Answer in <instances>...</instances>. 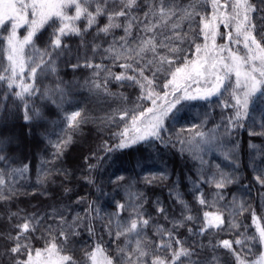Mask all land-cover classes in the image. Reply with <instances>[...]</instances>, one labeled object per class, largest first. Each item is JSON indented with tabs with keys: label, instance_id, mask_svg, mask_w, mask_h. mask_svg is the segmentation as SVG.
Instances as JSON below:
<instances>
[{
	"label": "snow or ice",
	"instance_id": "1",
	"mask_svg": "<svg viewBox=\"0 0 264 264\" xmlns=\"http://www.w3.org/2000/svg\"><path fill=\"white\" fill-rule=\"evenodd\" d=\"M101 18L105 21L102 25ZM81 21L85 23L81 25ZM185 26L188 30L182 31ZM221 26L223 32L220 31ZM21 28L25 31L23 35L19 31ZM47 29L52 30L50 39L47 46L41 48L38 41ZM118 29L123 35L117 39L115 30ZM90 30H94L97 36H112L113 42L101 54L104 59L119 62L116 66L124 71L115 74L108 66L87 59L83 64H73L72 68L93 69L95 79L90 82L91 89L98 95H113L108 87L112 81L121 87L130 82L140 88L137 100L151 103L150 107L137 103L132 109L120 110L119 118L125 126L116 133L119 143L115 147L118 149L148 140L164 142L162 132L170 116L178 113L187 101L212 97H220V106L226 111L231 110L230 115L223 117L226 121L223 124L224 135L230 136L236 128L244 127L243 121L248 118L255 99H264V0H187V3L182 0H151L150 3L146 0H0V85L4 87L0 96L4 100L15 97L22 102L26 123L43 118L39 110L29 108L26 100L30 97L44 96L59 107L53 96L59 93L62 97L64 90L57 85L50 95L48 90L41 91L37 81L49 72H57L53 54L59 56L67 47L63 37L83 36ZM218 39L223 43H217ZM100 48L99 44H93L91 50L97 53ZM102 73L107 75L101 79ZM161 75L165 77L163 82L160 81ZM168 76L171 79H167ZM158 88L162 89V94ZM64 119L73 134L87 122L79 108L66 114ZM198 129L196 126L187 130L191 139L178 140L180 144L188 145L194 158L204 146L217 143L215 131L210 135ZM249 135L264 136V130L259 133L253 130ZM71 143L72 134L56 143V158L62 156ZM103 150L111 152L113 147L104 145ZM4 159L0 155V160ZM88 159L85 158L86 162ZM200 159L203 163L202 157ZM87 167L91 169L94 166L88 163ZM27 171V165L12 173L0 171V202L11 200L17 194L6 177L15 173L23 176ZM64 175L67 177L66 171ZM164 178L146 177L145 182L151 184ZM85 179L93 183L90 177ZM255 179L264 188V170ZM39 182L43 183V179ZM205 182L217 189L216 196L209 204L201 192L197 202L217 210L203 212L201 233L222 230L227 218L221 209L232 206H218V201L224 200L223 191L234 182V178L218 173L211 179L205 178ZM177 199L186 211L191 212L179 196ZM82 202L84 198L76 203ZM237 208L239 214L250 213L256 234L234 242L224 240L222 246L232 253L235 264H264V251L248 260L233 249V243L243 247L246 242L264 248V216H257L250 205L241 203ZM84 211V216L77 213L71 218L59 213L56 228L47 226V236L41 237L45 240L43 249H33L30 244L21 242L22 237L28 240L31 233L38 230L40 222L31 217L18 224V234L11 237L14 244L9 250L12 264H81L73 254V239L80 236L81 227H86L89 236L95 237L92 221L99 215L93 204H87ZM157 211L165 212L163 208ZM125 212L128 213L127 218L123 216ZM193 219L191 214L183 218L184 221ZM149 224L150 217L143 212L141 195H130L127 204H116V211L103 225L102 230L116 243L114 255L109 254L103 245V236H99L91 248L84 250L82 264H185V260H191L194 253L173 236L175 229L183 226V221L175 222L172 230L157 225L155 235L160 237L159 243L146 238L145 229ZM229 225L240 227L231 222ZM161 251L164 255H160ZM20 256L26 259H20Z\"/></svg>",
	"mask_w": 264,
	"mask_h": 264
},
{
	"label": "trees",
	"instance_id": "2",
	"mask_svg": "<svg viewBox=\"0 0 264 264\" xmlns=\"http://www.w3.org/2000/svg\"><path fill=\"white\" fill-rule=\"evenodd\" d=\"M182 2L187 3V0ZM104 22L101 18V25ZM84 23L81 21V25ZM187 30V26L182 29ZM19 31L21 35L25 34L23 28ZM51 31L47 29L41 33L38 41L41 48L47 46ZM220 31H224L222 26ZM121 35V30H115L117 39ZM63 42L67 47L59 56L53 54L57 72H49L37 81L41 91L48 90L50 95L57 85L64 90L62 97L59 93L53 96L59 107L44 96L30 97L26 100L29 108L39 110L43 118L26 123L22 102L15 97L4 100L0 96V155L5 157L0 160V171L12 173L24 165L28 166L23 176L15 173L6 177L17 194L11 200L0 202V264H12L9 250L14 244L11 237L18 234V224L35 217L40 222L38 230L31 233L28 240L22 237L21 242L30 244L33 249H43L45 240L41 237L47 236V226L56 228L59 213L69 218L77 213L84 216L87 204H93L99 210V215L92 221L96 236L90 237L86 227L79 229L81 234L72 243L75 258L82 264L84 250L91 248L99 236H103V245L108 248L109 254L114 255L116 243L102 230L103 225L107 223V217L116 211V204H127L133 194L141 195L143 212L150 217V224L145 229L146 238L159 243L160 237L155 235L157 225L172 230L175 222L183 221V226L176 228L173 236L194 253L190 261L185 260V264H235L234 256L221 242H234L256 234V225L250 213L239 214L237 205H250L257 216H264V188L255 179L264 170V136L249 135L250 131L259 133L264 130V99H255L248 118L243 121L244 127L236 128L230 136L224 135L223 124L226 121L223 117L230 115L231 110L226 111L220 106V97H212L209 100L187 101L178 113L170 116L162 132L164 142L148 140L118 149L115 147L119 143L116 133L125 126L119 118L120 110L132 109L137 103L150 107V101H138L140 88L130 82L121 87L112 81L108 87L113 95H98L91 89L90 82L95 79L93 69L72 68L73 64H83L87 59L108 66L112 73L123 72L124 69L116 66L119 62L104 59L101 54L113 42L112 36H97L94 30H90L83 36H65ZM217 43L223 41L218 39ZM93 44L101 46L99 52H92ZM106 75L102 73L101 79ZM164 80L161 75L160 81ZM3 91L4 87L0 85V93ZM157 91L162 94L161 88ZM78 108L83 110L87 122L73 134V130L67 128L64 117ZM196 126L210 135L215 131L217 143L204 146L194 158L188 145H182L178 140L191 139L187 130ZM69 134H72V143L62 156L56 158L54 145ZM104 145L113 147V151H104ZM226 155L228 158H225ZM86 157L89 158L87 162ZM88 163L94 167L89 169ZM218 173L234 178V182L223 191L224 200L218 201V206L227 204L232 207L221 209L227 218L222 230L201 233L203 212L217 209L201 206L197 196L202 192L209 204L212 203L217 189L205 182V178L211 179ZM121 176L123 180L118 179ZM151 176L165 178L146 183L145 178ZM85 177H90L93 183H88ZM41 179L43 183L39 182ZM177 196L191 212L185 210ZM81 198L84 202L77 204ZM158 208H163L164 214L158 212ZM188 214L195 219L184 221V216ZM127 215V212L123 213L125 218ZM229 222L240 227L232 228ZM164 239L167 240V237ZM233 249L248 260L264 251V248L253 246L251 242H246L243 247L233 243ZM160 255L164 253L161 251ZM19 258L26 259L24 256Z\"/></svg>",
	"mask_w": 264,
	"mask_h": 264
}]
</instances>
